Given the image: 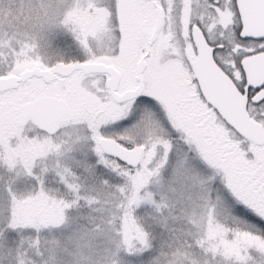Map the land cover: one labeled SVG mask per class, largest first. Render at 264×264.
Instances as JSON below:
<instances>
[{
	"label": "snow or ice",
	"instance_id": "6c2138e0",
	"mask_svg": "<svg viewBox=\"0 0 264 264\" xmlns=\"http://www.w3.org/2000/svg\"><path fill=\"white\" fill-rule=\"evenodd\" d=\"M0 264H264V0H0Z\"/></svg>",
	"mask_w": 264,
	"mask_h": 264
}]
</instances>
